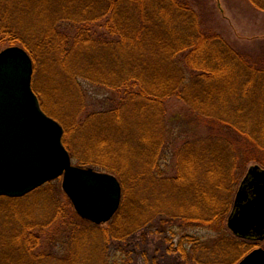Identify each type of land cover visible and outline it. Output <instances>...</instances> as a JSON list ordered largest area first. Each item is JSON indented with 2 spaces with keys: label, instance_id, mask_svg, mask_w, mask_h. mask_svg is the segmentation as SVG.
Instances as JSON below:
<instances>
[{
  "label": "trees",
  "instance_id": "trees-1",
  "mask_svg": "<svg viewBox=\"0 0 264 264\" xmlns=\"http://www.w3.org/2000/svg\"><path fill=\"white\" fill-rule=\"evenodd\" d=\"M247 1L264 13V0ZM220 26L206 0H0V47L32 57L33 89L64 128L72 159L123 188L106 229L71 201L61 209L44 195L17 216L18 202L53 195V182L24 198L0 197V264H124L129 250L110 257V245L147 232L170 243L173 264H237L264 246L228 229L246 166L264 168V39L230 43ZM37 69L47 76L43 91ZM94 91L105 99L89 111ZM44 98L62 112L48 113ZM170 99L193 120L190 136L176 132L175 143ZM38 203L49 210L40 218L32 215Z\"/></svg>",
  "mask_w": 264,
  "mask_h": 264
},
{
  "label": "water",
  "instance_id": "water-1",
  "mask_svg": "<svg viewBox=\"0 0 264 264\" xmlns=\"http://www.w3.org/2000/svg\"><path fill=\"white\" fill-rule=\"evenodd\" d=\"M33 76V60L24 48L0 52V197L24 198L62 179L63 191L82 219L108 224L122 204L119 179L73 164L63 143L65 130L43 111ZM228 226L240 237L264 240V169L259 166L244 179ZM239 264H264V249L252 251Z\"/></svg>",
  "mask_w": 264,
  "mask_h": 264
},
{
  "label": "rangeland",
  "instance_id": "rangeland-1",
  "mask_svg": "<svg viewBox=\"0 0 264 264\" xmlns=\"http://www.w3.org/2000/svg\"><path fill=\"white\" fill-rule=\"evenodd\" d=\"M206 1L215 8L217 17L221 23V26L219 27V31L222 33L224 38L228 40L230 43H245V42L249 43L255 40L264 39V13H260L254 10L251 7V4L247 0H206ZM6 47L7 46H4L3 48L0 47V52L6 49ZM41 74L42 73L40 72V70L37 69L35 85H37L38 87L41 86V91H43L45 90V86L47 84V76H45L46 75L45 73H43L42 75ZM38 91L41 93L40 90ZM42 96L43 95L41 93V98ZM41 98L39 97V99ZM104 99H105L104 93L94 91L91 95H89V98L87 100V104H88L87 106H89V111L101 110L102 109L101 102H103ZM44 103H46L45 108L48 111V113H51V110L62 112L59 111L58 106L54 104L51 99L46 100L44 98ZM165 107L167 109V119L169 120L170 128L174 130V132H172V142L173 143L176 142V134H175L176 132L177 133L182 132L181 135L183 137V140L187 139V137L190 136V131L193 129V120L191 118L192 116L190 115L189 109L179 99H170L166 101ZM72 162L74 165H78L76 159L75 160L72 159ZM255 166L257 165L254 163H250L248 166H246L245 174L241 180V183L248 175L250 169ZM83 167H87V166H83ZM259 167L262 168L261 166ZM95 170L98 171L101 169H95ZM100 172H106V171L102 170ZM241 183L239 185V188L241 186ZM53 186H54L53 195H51L52 188H50L44 191L43 193L38 194L36 197H32L30 199L26 198L25 201L23 200L21 202H18L17 203L18 207L16 208L15 211L17 216L26 214L29 210H31L29 206L35 205L36 202H38V199L41 200L43 195L46 197V199H51L54 202V203L52 202L53 205H58L61 209L69 208L68 201L70 200L63 191L62 179L53 182ZM46 206H48L46 203H44L43 205L41 203H38L37 205L38 208H36L35 213L32 215L36 216L37 218H40L41 215H46L49 210L42 208ZM107 225L108 224L100 225L102 227L101 229H106ZM50 232L53 234H49L48 237L49 238H51L52 236L54 237L56 230L54 232L52 231ZM58 235L60 234H57L56 236ZM180 235H182V233H180ZM197 235L202 237L203 235H205V232L204 233L198 232ZM178 240L179 237H177L176 242ZM112 243L113 242H110V244ZM127 243L126 244L124 243V246L122 245L120 247L116 244L114 246L110 245L107 253L109 254L110 257L112 256L115 258L117 256V253H119L120 255L122 254L124 255V253H120L121 251L119 250L122 249V251H127V252L129 250L130 260L125 258L126 256L124 255L123 260L124 261L126 260L128 262V263L124 262V264H152L153 261L154 262L157 261L158 264H173L178 259L177 257L173 256L174 254L169 255L166 253L167 249L169 250L170 243L165 242L163 237H161L156 233L147 232L146 234L144 233V235L143 233L142 234L139 233L135 236L133 242L130 241L128 244ZM260 247L264 248V246L262 245H260ZM86 257H91L93 259H96L97 256L95 255L93 257L92 255L87 254ZM69 264H77V263H69Z\"/></svg>",
  "mask_w": 264,
  "mask_h": 264
},
{
  "label": "flooded vegetation",
  "instance_id": "flooded-vegetation-1",
  "mask_svg": "<svg viewBox=\"0 0 264 264\" xmlns=\"http://www.w3.org/2000/svg\"><path fill=\"white\" fill-rule=\"evenodd\" d=\"M258 248H262V249H264L263 247H260V244H259V246H258L256 249H258ZM256 249H253L252 251H254V250H256ZM247 255H248V254H247ZM247 255H246V256H247ZM246 256H245V257H246ZM245 257H243V258H242L237 264H239V263H240Z\"/></svg>",
  "mask_w": 264,
  "mask_h": 264
}]
</instances>
